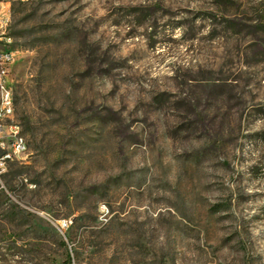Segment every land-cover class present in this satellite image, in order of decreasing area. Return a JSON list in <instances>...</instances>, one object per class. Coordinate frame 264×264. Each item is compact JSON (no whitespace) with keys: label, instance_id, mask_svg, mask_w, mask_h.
<instances>
[{"label":"rangeland","instance_id":"rangeland-1","mask_svg":"<svg viewBox=\"0 0 264 264\" xmlns=\"http://www.w3.org/2000/svg\"><path fill=\"white\" fill-rule=\"evenodd\" d=\"M3 8L0 264H264V0Z\"/></svg>","mask_w":264,"mask_h":264},{"label":"built area","instance_id":"built-area-1","mask_svg":"<svg viewBox=\"0 0 264 264\" xmlns=\"http://www.w3.org/2000/svg\"><path fill=\"white\" fill-rule=\"evenodd\" d=\"M9 0H0V42L7 43V50L0 51V100H5L6 111L0 115V174L5 170L6 163L15 158L21 157L27 153L21 142L22 128L19 123L14 120L12 115L11 94L14 93L9 83L10 67L13 63L15 52L9 46L12 42L10 35V14L3 8L4 2ZM69 225L65 219L59 223V229H63Z\"/></svg>","mask_w":264,"mask_h":264},{"label":"bare ground","instance_id":"bare-ground-1","mask_svg":"<svg viewBox=\"0 0 264 264\" xmlns=\"http://www.w3.org/2000/svg\"><path fill=\"white\" fill-rule=\"evenodd\" d=\"M2 43H4L6 48H0V51L7 50V43L6 42H2ZM11 103H12V105H14V103H15L13 93L11 94ZM5 111H6V102H5V100H0V115H2V112H5ZM14 111H15V105L12 107V115H14ZM19 128H22L20 123H19ZM21 142H22L24 149H26V151H27L28 150V144H27L26 140L23 138V133L21 135Z\"/></svg>","mask_w":264,"mask_h":264}]
</instances>
